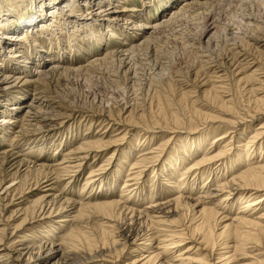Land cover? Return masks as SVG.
Here are the masks:
<instances>
[{
    "label": "bare ground",
    "instance_id": "6f19581e",
    "mask_svg": "<svg viewBox=\"0 0 264 264\" xmlns=\"http://www.w3.org/2000/svg\"><path fill=\"white\" fill-rule=\"evenodd\" d=\"M113 1L115 4L110 5ZM126 1L0 0V61H2L0 62V103H3L4 106L0 110L3 113V116L0 117L1 137H4V133L11 131L14 133L15 129H18L16 124L19 121L21 123L29 121L28 125L32 128V132L41 134L46 128L53 127L50 120L54 117L62 120L72 116L75 109H71V106L68 104L66 107L70 110L62 107L59 103L60 99L55 100L57 97L48 94L51 80L55 77L64 78L69 75L79 74L84 72V70L87 71L90 67L105 63L107 60H112L113 64V59L115 58L123 60L137 51L148 50L152 41V35L155 32L161 28H167L172 21L175 22V19L183 14L184 9L187 10L196 4V2H190V0H181L184 3L183 7H175L172 10L178 0H144L143 7L149 6V8H153L144 17L142 16L144 12L142 8L130 6L121 9L119 5H123ZM122 2L123 4H121ZM250 25L253 27L252 31L254 32L264 31V27L260 24ZM197 34V39L192 38L193 40L189 44V48L194 52L195 58H198L196 60L199 62V67L205 68L206 72L203 73L202 78L201 75H198L199 72L195 73L194 82H192L194 89L180 92V101L196 104L197 97H200L209 102V105L203 104L202 106L209 108L211 112L217 111L219 114L228 117L227 119L222 118L221 122H218L224 126L223 132L211 139V145L220 141H222L221 144L224 143L225 139L229 137L230 132H233V136H230L223 146L218 147L217 152H215L216 150L213 154L206 152V154H203V160L195 162L190 166L188 165V168L185 167L181 171L179 167L184 164L185 160L188 161L189 157L200 153L208 138V136L199 137L196 136L197 134H194L197 130V128H193L194 121L192 123V120L188 121L190 130L180 132L176 127L181 121L174 113L159 110V117L157 116V118L161 119V122L153 118L150 119L151 123H146L144 114L141 111L132 107L130 108L125 103H123L122 107L115 110L114 115L112 105L102 106L101 103L96 110L100 113L106 111L111 120L110 122H114L113 125H125L127 127L124 126V129L131 127L136 130L140 129L143 131L142 133H151L155 129H159V126L163 124L166 126L168 124L170 128L168 127L167 129L163 126L165 129L158 131L161 133L166 132L170 134V137H167L168 139L165 142L159 143L154 148H148L144 145L147 147L144 150L146 152L143 154L139 153L133 160H130L129 166L131 165V168L128 170H136L131 173L132 175L129 173L125 176V179H128L130 176L132 178L124 180L120 190V192L124 191L127 193L126 195H119L114 201L106 202L101 204L102 206H99L97 212L103 222L94 226L96 227L94 233L92 227H76L69 229L66 233L61 234L55 239L45 237L38 245H35L33 242L27 244L16 242L15 239L8 243V241H5L6 235L0 234V264H74L73 261L76 259L80 260L79 264L93 262L95 264H117L119 259L117 257L125 249L131 248V254L137 253L135 256L137 258L133 259L130 264H237L235 262L236 256L250 257L245 253L247 245L251 244L253 246L250 247L253 249L264 251V248L260 246V241H264V212L262 214L259 213L260 216H253V212L261 209L263 205L260 204L264 203V146L257 144V141L262 139L263 132L255 130L247 142L242 144L239 141L242 133L240 132L237 135L236 131L242 122H246L244 118H252L254 116H249L250 112L256 115L259 112H264V73L261 71L264 64L258 60L261 57L264 58V40H254V43H261L257 47L254 43L249 44V41L240 39L239 44H236L237 46H231V55L228 62L225 63L220 60L214 63L208 58V53H205L217 35V27L214 21L203 24ZM127 35H131L134 42L127 43L125 40ZM62 37L67 40L65 42L67 46L65 47L62 45ZM110 38L116 40V43L121 41L120 45L117 44L115 46L114 51L105 53L103 57H93L84 65H76L75 60L72 58L74 55L80 53L79 49H82L81 44L83 43L81 39H84V41H95V44L100 46L102 41L107 42ZM248 38L253 40L252 35ZM78 39H80L81 43ZM43 40L46 41L48 48H52L51 50L56 49V52H48L49 50L43 49L44 46H40ZM21 43H24L23 45L25 46L20 45ZM190 49L188 50L190 51ZM37 52L41 56L33 59L34 55L36 58ZM53 53L55 54L53 55ZM247 57H251L252 62L258 65L250 74L238 78L250 66ZM30 60L32 67L28 72L27 68ZM240 89L248 98L242 100L243 104L237 110H233L231 107V104L235 103L233 93L236 90L240 91ZM28 92H30V95H28ZM193 95L196 98L191 101L190 98L194 97ZM28 97L27 102H24ZM106 103L108 104L109 102L107 101ZM210 104L217 105L222 110H216ZM240 113H242L241 116ZM193 115L196 118H200V121L204 124L211 122L212 119H216L211 116V113L200 114L193 112ZM91 121L93 120L91 119ZM90 127L91 123L88 122L87 130ZM108 127L109 124L107 125ZM263 129L264 122L257 130ZM244 131L246 130L244 129ZM127 132L125 130L121 136H119L121 132H118L115 136H109V138L104 139L108 135H104V131L98 139H94V137L93 139H82L81 143L74 150L63 154V159L67 160V162H62V159L60 160L62 163L58 164L57 168H55V179L58 180L61 172L63 174L76 173L81 162L88 155L93 154L96 156L99 152L111 147L114 150L110 155L106 156L105 166L108 167L112 159L118 155L119 163L122 162L126 157L122 155V152L117 147L124 140L128 134ZM15 133L17 134V132ZM179 133L187 135L186 140L189 142L186 146L189 147L190 153L186 151V146L179 148L181 161L177 162V158H173L172 156L163 158V163L158 167L159 169L153 168L151 172L154 174L153 176L159 175L165 178L166 176H163L164 173L162 174L161 172L166 166H169L170 170L168 169V172L170 174L168 176L174 173V176L176 174L180 176V179L194 172V174H200L201 179L199 182L202 183L205 181L204 178L202 180L203 175L206 176L208 174L205 178L208 180L211 173H213L212 169L207 165L215 163H219L223 167L222 169L221 167L217 169L219 164L218 166L216 165V168L212 166L214 170H218V173L221 172L220 177H223L224 172L227 173L230 170H234L233 174L229 175L228 180L226 178L220 180L221 178L219 179L216 175H213V180L209 182L211 183L210 186L208 183L201 186L200 190L202 191L196 198H189L192 194L191 191L195 189L193 187L195 176H191L190 182L189 180L186 181L187 178H185L183 182H186L180 186L178 185L179 187L177 188L175 187L176 189H180V191L177 190L175 192L178 195L174 198L168 199L167 197L159 202V197L152 198L154 194L142 196L145 190L140 189V186L138 187L137 184L144 168L148 164H152V167H155L154 163L158 162L161 158L172 136L174 138ZM66 139L69 141L71 137H67ZM143 139L150 141L151 137L144 136ZM45 140L47 139L42 138L39 144L37 142L36 144L35 140L32 143H34L35 147L39 148V151H42L46 148L44 147ZM235 143H238V145L235 146ZM182 144L185 145L186 143L183 142ZM135 145L141 146L142 143L135 142ZM254 145L256 147L252 148ZM52 147L50 148L55 153L59 145L57 144ZM234 148H243V151L240 152L241 150H238L239 152H235ZM27 149L31 151V147ZM10 152H6L7 155L2 159L0 158V167H3V165H7L10 168L17 167V173L18 168L29 164L28 158H18ZM252 155L255 156L252 157ZM69 159H75L72 161L73 166H64L65 163H72ZM226 159L228 160L226 161ZM125 161L127 162V160ZM74 162L76 166H74ZM25 167L26 173H29L28 166ZM51 169L53 168L40 163L35 171L48 175ZM73 169L76 171H73ZM222 171L224 172L222 173ZM105 173V171L103 173V168L101 167L90 171L89 178L83 187L86 188L89 184L98 181L101 184L103 182L102 176ZM116 176H118V173L115 172L113 177ZM20 177L18 178V184L20 183V185L17 186L19 188L24 185L28 186V183L24 184L22 181L24 180L25 182V175L23 174ZM67 178L71 179V177ZM37 181L34 182L33 190L43 186L42 192L44 193L36 200L28 202V199H26L20 202L18 204L19 208L10 211V214L6 217V221L13 219L17 214L23 217L19 225L13 227L12 233L27 223H32L33 221L43 222L51 219V217L62 214L66 215L58 219V224L71 222L73 224L77 220L80 221L84 214L90 211L91 206L94 205L90 203L91 201L87 199L88 197L83 200L78 198V200L74 201L71 199L72 197L66 196L67 198H64L65 196L61 197L60 195L56 196L46 193L50 192V190L52 191V188H50L51 183L48 182L49 180L42 182L43 185L38 184ZM129 182H132V185ZM163 183L168 186L167 182ZM3 186L2 182H0V191H2L0 202H4L5 198L10 196L7 203L4 205L0 204L4 209L9 203H12L13 197L16 195L15 193L22 194L23 192L21 189L19 191L17 187L13 188L12 185ZM132 187L136 188L132 189ZM28 189L30 188L27 187L26 190ZM185 189L188 192L184 191ZM140 196L143 197L142 199L149 201L145 208L138 207V202H134V199H141ZM234 196L237 197V201L234 204H242V207H239L240 210L238 211H232L228 205V202H234V200L230 199ZM124 197L127 198L124 200ZM213 198H218V200L214 204L207 206ZM205 201L206 203H203ZM25 204H27L26 207H24ZM2 217L0 214V219ZM126 221L128 224H126ZM21 241H25V238L23 237ZM78 242L84 243L89 248L86 251L78 249L75 245ZM256 251L259 252L260 250ZM260 255L264 254H255V256ZM260 263L264 264V262H257L254 259V263L252 264Z\"/></svg>",
    "mask_w": 264,
    "mask_h": 264
},
{
    "label": "rangeland",
    "instance_id": "374dc122",
    "mask_svg": "<svg viewBox=\"0 0 264 264\" xmlns=\"http://www.w3.org/2000/svg\"><path fill=\"white\" fill-rule=\"evenodd\" d=\"M143 1L144 0H127L124 4L122 2L121 4L123 5H119V7L121 9L130 6L142 8L144 9L142 16L145 17L148 15V12L153 8L152 7L149 8V6L143 7ZM190 2H196V4L189 7L190 10L184 9L183 14L178 16L177 19H175L176 20L175 22L172 21V23L169 26H167V28L165 27L161 28L159 29V31L155 32L152 35V41L148 50L137 51L135 52V54H132L130 55V57L123 60L121 59L119 60L115 58L113 59V64H112V60H107L105 63H101L100 65L95 67L93 66L94 68L90 67L87 71L84 70V72H81L79 74L69 75L64 78L55 77L53 80H51L48 88L49 89L48 94L57 97L55 98V100L60 99L61 101L59 103L62 105V107H65L66 109L70 110L68 107H66L68 104L69 106H71L70 107L71 109L72 108L75 109L74 110L75 112L72 113V116L68 117L69 119L67 118L61 120L54 117L52 120H50L52 122L53 127L46 128L45 130L42 131L43 133L41 134L40 133L38 134L37 132H32V128H30L28 125L29 121L28 122L25 121L24 123H21V121H19V123L16 124L18 129H15V132H17V134L11 131L8 133H4L5 134L4 137H1L0 135L1 159L7 155L6 152L11 151L10 153L14 154L18 158H25V159L28 158L27 160L29 162L28 165H24L18 168L17 173H16L17 167L10 168L7 165L6 166L3 165V167H0V182H2V185H4L5 187L12 185L13 188L17 187L18 189L19 186L17 185H20V183L18 184V180H19L18 178L23 174L25 175L26 178L25 182L24 180H22L23 183L24 184L28 183V186L24 185L25 187L22 186L21 188L18 189L19 191L21 189L23 193L22 194L15 193L16 195L14 194L15 196L13 197L12 203H9L6 207H4V209L0 205V214L3 216L2 219H0V234L6 235L7 238H5L6 239L5 241H8L9 243L11 242V240L15 239L16 242H21L24 244L33 242L35 245H38V243L42 242V240H44L43 238L45 237L55 239L59 237L61 234L66 233L69 229L76 227H86V228L92 227L94 233V229L96 228L94 226L99 225L103 222L101 216L97 212L99 206H102L101 204H104L106 202L108 203L114 201L115 199H117L119 195H126L127 193L124 191L120 192V190H121V184L124 182V180H129L132 178V176H130L128 179H125V176L128 175L129 173L130 174L133 173L134 170H136V169L130 171L128 170L131 168V165L129 166V162H131L130 160H133L137 155H139V153L140 154L145 153L146 151L144 150H146L147 147L154 148L159 143L165 142V140H167L170 137V134H167L166 132L161 133L158 131L162 129L164 130L165 127L167 129L168 127L170 128L168 124L166 126L165 124L159 126V129L154 128L155 130L152 131L151 133H142L143 131H141L140 129L136 130L131 127L124 129L125 127H127L125 125H124L125 127L119 124L113 125L114 122H110L111 120L109 119V116L106 113V111L100 113L99 111L96 110L99 108L98 106L101 103L102 106L112 105L111 107L113 108L112 110L114 111L113 115L115 114V110L122 107L123 103H125L128 107L130 108L132 107L138 111H141L144 114L146 123H151L150 119L153 118L154 120H159V118H157L160 112L159 110L163 112L174 113L181 121L180 124L177 125L176 127L177 130L180 132L190 130L191 128L190 125L188 124V121L192 120L191 123L194 121L193 128H197L196 133L194 134H197L196 136L199 137L208 136V138L206 139L203 145L204 148L201 150V152L194 154L195 156L193 155L189 157L188 161L185 160L184 164L180 166L181 169L179 167V170L181 171H183V168L185 169V167H187L188 165L190 166L195 162H199L200 160H203L202 159L203 154H206V152H208V154H213L215 150H216L215 152H217L220 146H223V144L226 141H228V138L230 136H233V132H230L229 137L225 139L224 143L221 144L222 141H220L216 144L211 145L212 142L211 139L214 136H217L223 132L222 129L224 128V126H222L218 122H221L222 118L227 119L228 117L219 114V112L217 111L211 112L209 108L202 106L203 104L209 105L208 104L209 102L206 99L197 97L196 104H191L186 101H184L183 103V101H180V97H181L179 95L180 92H184L188 90L190 91L191 89H194V85H192L193 84L192 82H194L193 78L195 73L199 72L198 75H201L202 78L203 73L206 72L205 68L202 69L201 66L199 67V62L196 60L198 58L197 57L195 58L194 52L189 48V44L192 42L193 39H197L198 37L197 32L199 33V30L203 24L214 21L217 27V35L215 37L216 41L215 39L213 40V42L209 45L205 53L206 54L208 53L207 54L208 58L212 60L214 63L219 62L220 60L225 63L228 62L231 55L230 52L231 46H237L236 44H239L240 39H243L244 41H249V44L254 43V40H264V31L261 30L258 32L257 31L254 32L252 31L253 27L250 25V24L252 25L260 24L262 25V27H264L263 25L264 0H190ZM112 4H115V2L113 1L110 5ZM183 4L184 3H182L181 0H178L175 6L171 8L172 10H174L175 7L178 8L183 7ZM244 35L248 37L252 35L253 40H250L248 37H245ZM62 40H63L62 45L64 47L67 46V44L65 43L67 40H65V38L63 37ZM125 40L127 43L134 42L133 37H131V35H127ZM78 41L80 42V39H78ZM83 41L84 39H81V42L83 44H81L82 49L78 50L80 53L74 55L72 58L73 60H75L76 65H81V64L84 65L87 62H89L90 59L93 57H103L105 53L114 51L115 46L117 44L120 45L119 43L121 42L119 41L118 43H116L115 42L116 40L110 38V40H108L107 42L102 41V44L98 46L95 44V41H91V40L84 42ZM23 44L24 43H21L20 45L25 46ZM254 44L257 47L261 45V43H254ZM40 46H44L43 49L49 50L48 52L50 51L56 52V49L51 50L52 48L50 47L48 48V45L45 40H43ZM188 49H190V51ZM54 54L55 53H53V55ZM37 56L40 57L41 55L38 54L37 52L36 58L34 55L33 59H37L38 58ZM258 60H260V62L264 64V58L261 57ZM247 61L248 63H250L249 68L246 69V71H243L242 75L239 76L238 78L250 74L258 65L252 62L253 60L251 59V57H247ZM31 64L32 63L30 60V64L27 68L28 72L31 70L32 67ZM5 67L7 66L5 65ZM261 71L264 73V67L261 68ZM233 94H234L233 96L235 103H232L231 107L233 108V110H237L239 106L243 104L242 100H246L248 96L245 95L243 91H241V89L240 91L236 90ZM28 95H30V92H28ZM108 95L113 98H110ZM193 96L194 97L190 98L191 101H193L194 98H196L195 95ZM28 99L29 97L26 98L25 99L26 101L24 100V102H27ZM107 101L109 102L108 104L106 103ZM55 105H59V104H55ZM211 106H214L213 108H215L216 110H222L221 108H218L217 105H211ZM3 108H4L3 103H0V110H2ZM193 112H198L200 114L211 113V116L215 117L216 119L215 120L212 119L211 122L209 123L207 122L204 124L202 121H200V118H196L193 115ZM241 115L242 113H240V116ZM251 115L254 116L252 118L249 117L244 118L246 122H242V124L238 126V128L236 129L237 135L240 132L242 133V137H240L241 139H239V141L243 144L247 142L248 138L251 137V135L254 133L255 130L262 131L263 132V135L261 137L262 139L258 140L257 144H262V146H264L263 144L264 129L257 130L259 127L262 126L264 122V112H259L258 115L250 112L249 116ZM1 116H3L2 112H0V117ZM91 119L93 121H91ZM88 122L91 123V127L87 130ZM108 124L109 127L107 128ZM195 125H197V127H195ZM244 129L246 131H244ZM125 130L128 131L127 132L128 134L126 135L124 140L119 143L117 149L120 152H122L123 156L126 157L125 160H127V162L123 160L122 162L119 163L118 161L119 155H118L115 156L112 159V161L109 163V166L106 167L105 166L106 156L110 155L114 150V148L111 147L99 152L98 155L96 156H94L93 154L88 155V157L81 162V165L77 171L73 169V171H76V173L74 172L70 173L72 170L71 169L69 172L70 174L68 173L63 174L61 172V174H59L61 178L59 176L58 180L55 179L54 172H55V168H57L56 166L62 163L63 161L67 162V160L63 159V154L65 152L67 153L68 151L74 150L78 146V144L81 143L82 139L85 138L93 139V137L94 139H98L99 136L104 131H105L104 135L108 134L106 138L104 137V139H107L109 138V136H115L118 132L119 133L121 132L119 134V136H121L122 134H124ZM144 136L151 137V140L150 141L144 140L143 139ZM67 137L68 138L71 137V139L68 141V139H66ZM186 137L187 135L185 136L182 133L176 134L174 138L172 136V138L170 139L171 142L169 141L163 155L158 160V162L154 163V165L156 166L152 167V164H148L144 168L143 173L141 174L137 184L138 187L140 186L139 187L140 189L142 188L145 190V192L142 193V196L145 194L146 196L154 194L152 198L159 197L158 198L159 202L166 199L167 197L168 199L174 198L175 196L178 195V193L175 192H177V190L180 191V189H176V188L188 180L190 182L192 177L195 176L196 178L194 179L193 182L194 184L193 187L195 188L193 190L195 192L191 191L192 194L189 198L191 197L196 198L198 197L199 193L202 191L200 190L201 186H204L207 183L210 186L211 183L209 182L213 180L214 178L213 175H216L217 178L219 179L221 178L220 180L224 178L228 180L227 178H229V175L233 174L234 170L233 171L230 170L232 172L228 171L227 173L222 171V173L224 172V175L223 177H220L221 172L218 173L217 169L220 168L222 165L219 163H215V164L207 165L212 169L211 171L213 173H211L208 180L205 179L208 174L206 176L203 175L202 180L203 178L205 180L202 182L203 184L199 182V180L201 179L200 174L199 175L197 173L194 174V172H192L190 175H185L181 177L182 179L181 178L179 179L180 176L176 174L174 176V173L168 176L170 174L168 172L169 166H166L165 169L161 172L162 174L164 173L163 176H166L165 178L159 175L153 176L154 174L151 173L153 168L156 169L160 167L163 163V158L172 156L173 158H177V162L181 161L180 160L181 155L179 154L178 149L187 145L189 141L187 142ZM42 138L47 139L45 140L46 142L44 141L45 142L44 147L46 148L45 150L39 151L38 150L39 148L35 147L32 141L34 142L35 140V143L37 142L39 144V141ZM64 138L66 139V141H64L65 140ZM67 141L68 143H66ZM135 142L142 143V145L137 146L135 145ZM181 142L182 143L184 142L186 144L183 145ZM57 144L59 145V147L57 151L54 153V150H52L50 147L51 146L54 147ZM144 145L147 147H145ZM237 145L238 143H235V146ZM256 145H254L252 148H255ZM28 147H31V151L27 149ZM238 150H241L240 152H242L243 148L235 149V152H239ZM186 151L190 153L189 152L190 149L187 146H186ZM135 153L136 155H134ZM254 156L255 155H252V157ZM259 158L262 159L261 157ZM73 160L75 159H69L70 162H72ZM227 160L228 159H226V161ZM40 163L53 168L50 170V173L48 172V175H45V173L43 174L41 172L35 171ZM68 164L69 163H65L64 166H73V162L70 163L69 165ZM25 166H28V169L30 170L29 173H26ZM74 166H76L75 162H74ZM212 166L214 168L217 167V169L214 170ZM99 167L103 168V173L104 171L106 172L102 176L103 182L101 184L99 181L93 182L94 184L91 183L88 186H86V188L83 187L86 180L89 178V172L94 171ZM222 168L223 167H221V169ZM115 172L118 173V176L113 177V174ZM67 177H71V179ZM162 178L164 179L162 180ZM185 178L187 179L186 181L183 182ZM36 180H38L37 181L38 184H42V185H43L42 182L49 180L48 182L51 183L50 188H52L53 192L50 190V192H46V193H51L52 195H56V196L60 195L61 197L65 196L64 198L72 197L71 199L74 201L78 200V198L83 200L86 199V197H88L87 199L91 201L90 203L94 205L91 206L90 211L86 212L82 217V219H80V221L77 220L75 223L73 222V224L72 222L58 224L57 222L58 219H61L60 217H63L66 214L56 215V216H54L53 214L54 217H51V219H48L43 222L33 221L32 223H27L25 226H22L21 228H19L18 230L12 233L13 227L19 225L23 217L22 215L17 214L13 219L6 221V217H8L10 211L19 208L18 204H20V202H23L26 199H28V202L36 200L37 198L40 197V195L44 193L42 192V189H44L43 186H41L36 190H33V185ZM177 181H179L180 183L178 182L179 183L178 184ZM163 182H167L168 186H166ZM129 184L132 185V182H129ZM27 187H29L30 189L26 190ZM212 187L214 188V186ZM133 188L136 187H132V189ZM184 191L188 192V190L186 189ZM0 194H2V191H0ZM142 196H140L141 199H134V202L136 201L138 202V207L145 208L148 205L149 201L142 199L143 198ZM126 198L127 197H124V200ZM236 198L237 197L235 196L231 197L230 199H232V201L234 200V202L231 203L228 202L229 208H231L232 211H238L240 210L239 207H242V204L239 203H237L236 205L234 204L236 203L235 201H237ZM9 199L10 196L6 197L5 201L2 203L0 202V204L4 205L5 203L8 202L7 200ZM217 200L218 198H213L211 200V203H208L207 206L214 204L215 201ZM203 203H206V201ZM26 205L27 204H25L24 207H26ZM260 205L264 206V203ZM263 206L261 209H258V211L255 210L253 212V216H260V214L264 212ZM126 224H128L127 221ZM23 237L25 238V241H21ZM260 243H261L260 244L261 248H264V241H260ZM75 245L78 247V249H82L83 251H86V249L89 248L87 245H85L82 242H78ZM250 246L253 245L251 244L247 245L245 249V253H247V255H249L250 257H242L239 255L236 256L235 262L237 264H252L254 263V259L257 262H264V255L255 256V254L258 253L264 254V251L261 249H253ZM131 249H125L117 257L119 258L117 264H128V263L130 264V262L133 259L137 258L135 257L137 253L131 254ZM256 250H260V251L257 252ZM73 262L74 264L75 263L79 264L80 260L76 259ZM88 264H95V263L93 262Z\"/></svg>",
    "mask_w": 264,
    "mask_h": 264
}]
</instances>
